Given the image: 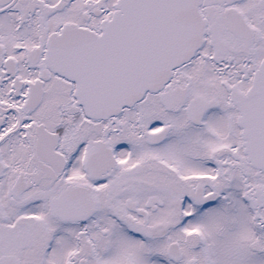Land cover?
Instances as JSON below:
<instances>
[{"label":"snow or ice","instance_id":"obj_1","mask_svg":"<svg viewBox=\"0 0 264 264\" xmlns=\"http://www.w3.org/2000/svg\"><path fill=\"white\" fill-rule=\"evenodd\" d=\"M0 264H264V0H0Z\"/></svg>","mask_w":264,"mask_h":264}]
</instances>
